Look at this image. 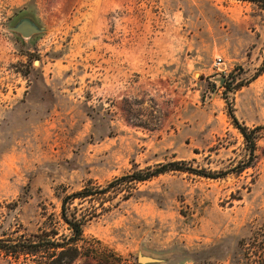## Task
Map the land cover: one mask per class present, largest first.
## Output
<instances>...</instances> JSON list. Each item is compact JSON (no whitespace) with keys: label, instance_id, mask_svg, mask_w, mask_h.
Returning a JSON list of instances; mask_svg holds the SVG:
<instances>
[{"label":"rangeland","instance_id":"374dc122","mask_svg":"<svg viewBox=\"0 0 264 264\" xmlns=\"http://www.w3.org/2000/svg\"><path fill=\"white\" fill-rule=\"evenodd\" d=\"M22 16L43 30H10ZM263 62L253 1L0 0V235L36 232L64 194L135 166L230 167L244 149L224 96L264 126V67L250 79ZM72 205L99 253L67 264H244L238 239L264 218V129L240 173L172 170Z\"/></svg>","mask_w":264,"mask_h":264},{"label":"trees","instance_id":"16d2710c","mask_svg":"<svg viewBox=\"0 0 264 264\" xmlns=\"http://www.w3.org/2000/svg\"><path fill=\"white\" fill-rule=\"evenodd\" d=\"M260 5L264 10V0H248ZM264 62L255 71L250 79L255 78L263 71ZM233 72H231V75ZM245 82H223L224 94L229 90L241 87ZM227 115L233 127L240 133L243 141L244 156L236 163L224 170H210L206 168H192L183 160H173L157 163L152 166L139 168L135 166L127 173L115 177L104 186H83L79 190L64 194L60 199L58 220L51 215H45L42 227L34 233H21L14 238H9L5 233L0 235V252L15 264H67L80 254L81 249L87 255L99 253L93 246L84 247L79 241L84 240L83 226L90 219L91 214L79 212L73 204L75 199H86L94 195L104 194L110 189L119 188L124 183H134L148 180L159 174L172 171H188L203 177L218 178L230 172L240 173L248 167H253L256 159L257 140L264 126H248L238 120L234 114L232 103L224 96ZM64 226L60 231L57 223ZM238 247L244 259V264H264V218L260 226L251 230L248 236L238 239ZM83 254V253H82ZM119 261L120 256L116 255Z\"/></svg>","mask_w":264,"mask_h":264},{"label":"water","instance_id":"95a60500","mask_svg":"<svg viewBox=\"0 0 264 264\" xmlns=\"http://www.w3.org/2000/svg\"><path fill=\"white\" fill-rule=\"evenodd\" d=\"M10 30L20 34L24 38L30 37L32 34L39 33L43 30L41 26H39L35 20L30 16H22L16 20V22L9 27ZM223 79V78H222ZM221 79V80H222ZM138 260L140 262L151 261L152 259L147 256H138Z\"/></svg>","mask_w":264,"mask_h":264}]
</instances>
